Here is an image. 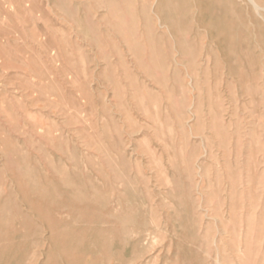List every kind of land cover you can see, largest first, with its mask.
Instances as JSON below:
<instances>
[{"label": "rangeland", "instance_id": "374dc122", "mask_svg": "<svg viewBox=\"0 0 264 264\" xmlns=\"http://www.w3.org/2000/svg\"><path fill=\"white\" fill-rule=\"evenodd\" d=\"M254 1L0 0V264H264Z\"/></svg>", "mask_w": 264, "mask_h": 264}, {"label": "bare ground", "instance_id": "6f19581e", "mask_svg": "<svg viewBox=\"0 0 264 264\" xmlns=\"http://www.w3.org/2000/svg\"><path fill=\"white\" fill-rule=\"evenodd\" d=\"M227 1H228V0H227ZM233 1H234V0H233ZM250 1L253 3V5L255 4V6H258L257 2H255L254 0H250ZM231 2H232V0H230V3H231ZM247 2H248V1H247ZM229 5H230V4H229ZM251 5H252V4H251ZM255 6H254V7H255ZM230 7H231V6H230ZM246 7H247V6H246ZM154 8H155V7H154ZM160 8H161V7H160ZM197 9H198V8H197ZM230 9H232V7H231ZM255 9H256V7H255ZM262 9L264 10V8H262ZM259 10H260V8H259ZM259 10H257V11H259ZM234 13H235V11H234ZM254 13H255V12H254ZM259 13H260V12H259ZM259 13H258V14H259ZM235 15H236V13H235ZM260 15H261V14H260ZM260 15H259V16H260ZM261 17L263 18V16H261ZM261 21H262V20H261ZM251 24H252V23H251ZM262 24H263V23H262ZM263 25H264V24H263ZM257 27H260V26H257ZM260 28H261V27H260ZM262 28H263V26H262ZM262 30H263V29H262ZM263 31H264V30H263ZM255 56H256V55H255ZM205 60H206V59H205ZM21 186H22V185H21ZM83 197H84V196H83ZM25 198H26V197H25ZM78 198H79V196H78ZM2 199H3V198H2ZM7 200H9V199H7ZM75 200H77V198H75ZM5 201H6V200H4V202H5ZM12 201H13V200H12ZM81 201H82V200H81ZM6 202H7V201H6ZM10 202H11V201H10ZM23 202H24V201H23ZM24 203H25V202H24ZM64 203H65V201H64ZM8 204H9V203H8ZM30 204H31V203H30ZM69 204H70V202H69ZM28 205H29V204H28ZM67 205H68V204H67ZM67 205H66V206H67ZM29 206H30V205H29ZM29 206H28V207H29ZM1 207H2V206H1ZM1 207H0V208H1ZM6 207H7V206H6ZM12 207H13V206H12ZM34 207L36 208L37 206L34 205ZM74 207H75V206H74ZM35 208H34V209H35ZM38 208H39V207H38ZM38 208H37V209H38ZM1 209H3V207H2ZM13 209H14V208H13ZM31 209H32V208H31ZM15 210H16V209H15ZM18 210H19V209H18ZM35 210H36V209H35ZM12 211H13V210H12ZM20 211H21V210H20ZM10 212H11V211H10ZM14 212H15V211H14ZM49 212H50V211H49ZM53 212H54V211H53ZM58 212H60V211H58ZM18 213H19V212H18ZM47 213H48V212H47ZM47 213H46V214H47ZM61 213H62V212H61ZM3 214H4V213H3ZM3 214H1V215H3ZM35 214H36V213H35ZM49 214H50V213H49ZM52 214H53V213H52ZM59 214H60V213H59ZM47 215H48V214H47ZM55 215H56V214H55ZM60 215H61V214H60ZM21 216H22V214H21ZM61 216H62V215H61ZM5 217H6V216H5ZM48 217H49V216H48ZM56 217H58V216H56ZM56 217H55V218H56ZM64 217H65V216H64ZM79 217H80V216H79ZM8 218H9V217H8ZM75 218H76V217H75ZM3 219H4V218H3ZM20 219H22V217H21ZM44 219H46V218L44 217ZM57 219H58V218H57ZM59 219H60V218H59ZM9 220H11V219H9ZM68 220H69V219H68ZM73 220H74V219H73ZM78 220H79V219H78ZM17 221H18V219H17ZM29 221H30V220H29ZM50 221H52V220H50ZM58 221H59V220H58ZM58 221H57L56 223H58ZM5 222H6V221H5ZM5 222H4V223H5ZM18 222H19V221H18ZM23 222H24V221H23ZM23 222H22V223H23ZM53 222L55 223V221H53ZM8 223H9V222H8ZM8 223H6V224L8 225ZM29 223H30V222H29ZM31 223H32V222H31ZM101 223L103 224V221H102ZM2 224H3V223H2ZM25 224H26V222H25ZM27 224H28V223H27ZM27 224H26V225H27ZM51 224H52V223H51ZM78 224H79V223H78ZM104 224H105V223H104ZM15 225H16V224H15ZM55 225H56V224H55ZM23 226H24V225H23ZM30 226H31V225H30ZM30 226H29V227H30ZM47 226H48V225H47ZM52 226H53V224H52ZM60 226H61V225H60ZM60 226H59V227H60ZM64 226H66V225H64ZM1 227H2V226H1ZM3 227H5V225H4ZM11 227H12V226H11ZM26 227H28V226H26ZM32 227H34V226H32ZM32 227H31V228H32ZM49 227H50V226H49ZM55 227H56V226H55ZM66 227H67V226H66ZM12 228H13V227H12ZM12 228H11V229H12ZM15 228H16V227H15ZM21 228H23V227H21ZM99 228H100V227H99ZM0 229H1V228H0ZM4 229H5V228H4ZM9 229H10V228H9ZM9 229H7V230H9ZM19 229H20V228H19ZM27 229H28V228H27ZM27 229H26V230H27ZM35 229H37V228H35ZM46 229H47V228H46ZM48 229H49V228H48ZM59 229H60V228H57V231H58ZM100 229H101V228H100ZM100 229H99V230H100ZM104 229H105V228H104ZM5 230H6V229H5ZM5 230H4V231H5ZM14 230H15V229H14ZM23 230H25V229H23ZM32 230H33V228H32ZM49 230H50V229H49ZM95 230H96V229H95ZM95 230H94V231H95ZM101 230H102V229H101ZM11 231H12V230H11ZM17 231H18V230H17ZM21 231H22V230H21ZM54 231H55V228H54ZM61 231H62V229H61ZM61 231H60V233H61ZM94 231H93V232H94ZM104 231H106V230H104ZM109 231H110V230H109ZM113 231H114V230H113ZM0 232H1V230H0ZM12 232H13V231H12ZM15 232H16V231H15ZM19 232H20V231H19ZM22 232H23V231H22ZM50 232H51V231H50ZM69 232H72V231H69ZM96 232H97V231H96ZM96 232H95V233H96ZM28 233H29V232H28ZM37 233H38V232H37ZM56 233H57V232H56ZM64 233H65V232H64ZM95 233H94V234H95ZM103 233H104V232H103ZM10 234H11V232H10ZM65 234H68V233H65ZM65 234H64V235H65ZM2 235H3V232H2ZM2 235H1V236H2ZM22 235H23V234H22ZM32 235H33V234H32ZM60 235H61V234H60ZM62 235H63V234H62ZM74 235H75V234H74ZM79 235H80V234H79ZM14 236H15V235H14ZM23 236H24V235H23ZM34 236H35V234H34ZM58 236H59V234H58ZM65 236H66V235H65ZM65 236H64V238H65ZM75 236H77V235H75ZM80 236H81V235H80ZM105 236H106V235H105ZM32 237H33V236H32ZM32 237H31V238H32ZM48 237H49V236H48ZM50 237H51V236H50ZM78 237H79V236H78ZM81 237H82V236H81ZM84 237H85V236H84ZM96 237H97V235H96ZM20 238H21V236H20ZM31 238H30V239H31ZM57 238L59 239V237H57ZM60 238H61V236H60ZM71 238H72V237H71ZM76 238H77V237H76ZM7 239H8V238H7ZM18 239H19V238H18ZM21 239H22V238H21ZM21 239H20V240H21ZM26 239H27V238H26ZM41 239H43V237H42ZM69 239H70V238H69ZM74 239H75V238H74ZM104 239H105V237H104ZM104 239H102V240H104ZM0 240H1V239H0ZM23 240H24V239H23ZM71 240H72V239H71ZM75 240H77V239H75ZM100 240H101V239H100ZM102 240H101V241H102ZM13 241H14V240H13ZM16 241H17V240H16ZM31 241H32V239H31ZM31 241H29V242H31ZM51 241H52V239H51ZM73 241H74V240H72L71 244H73ZM17 242H18V241H17ZM17 242L15 243L16 245H17ZM29 242H28V243H29ZM67 242H68V240H67ZM32 243H33V242H32ZM56 243H57V242H56ZM64 243H65V242H64ZM103 243H104V242H103ZM103 243H102V245H103ZM36 244H37V243H35L34 245H36ZM40 244H41V243H40ZM48 244H49V243H48ZM106 244H107V243H106ZM5 245H6V244H5ZM30 245H31V244H30ZM37 245H38V244H37ZM63 245H66V243H65V244H62V246H63ZM74 245H75V244H74ZM104 245H105V244H104ZM13 246H14V245H13ZM13 246H12V247H13ZM38 246H39V245H38ZM50 246H51V245H50ZM59 246H60V245H59ZM22 247H23V246H22ZM24 247H25V246H24ZM29 247H30V246H29ZM68 247H69V246H68ZM68 247H67V248H68ZM0 248H1V247H0ZM16 248H19V249H20L21 247L19 246V247H16ZM16 248H15V249H16ZM51 248H52V247H51ZM61 248H62V247H61ZM69 248H70V247H69ZM12 249H14V248H12ZM21 249H23V248H21ZM32 249H33V248H32ZM35 249H36V248H35ZM37 249H38V248H37ZM53 249H54V248H53ZM53 249H52V250H53ZM112 249H113V248H112ZM3 250H4V249H3ZM10 250H11V249H10ZM62 250H64V249L62 248ZM75 250H76V249H75ZM80 250H82V249H79V251H80ZM84 250H85V249H84ZM8 251H9V250H8ZM19 251H20V250H19ZM29 251H30V250H29ZM32 251H33V250H32ZM36 251H37V250H36ZM49 251H50V250H49ZM56 251H57V250H56ZM82 251H83V250H82ZM82 251H80L79 253H83ZM20 252H22V251H20ZM20 252H19V253H20ZM23 252H24V251H23ZM25 252H26V251H25ZM76 252H77V251H76ZM3 253H4V251H3ZM56 253H58V252H56ZM56 253H55V254H56ZM64 253H67V250H66V252H64ZM74 253H75V252H74ZM23 254H24V253H23ZM36 254H37V253H35V255H36ZM44 254H46V253H44ZM47 254H48V253H47ZM67 254H68V253H67ZM1 255H2V254H1ZM1 255H0V256H1ZM8 255H9V257L12 256V255L10 256V253H9ZM40 255H41V254H40ZM65 255H66V254H65ZM71 255H72V254H71ZM71 255H70V256H71ZM73 255H74V254H73ZM102 255H103V253H102ZM19 256H20V255H19ZM21 256H23V258H24V255H21ZM37 256H38V254H37ZM49 256H50V255H49ZM85 256H86V255H85ZM107 256H108V255H107ZM2 257H5V254H4V256H2ZM2 257H0V258H2ZM6 257H7V256H6ZM16 257H17V255L14 256L13 258L16 259ZM26 257H27V256H26ZM29 257H30V256H29ZM35 257H36V256H35ZM38 257H39V256H38ZM38 257H37V258H38ZM50 257H51V256H50ZM52 257H54V256H52ZM52 257H51V258H52ZM67 257H69V255H68ZM73 257H74V256H73ZM75 257H76V256H75ZM81 257H82V256H80V258H81ZM17 258H18V257H17ZM37 258H36V259H37ZM51 258H49V259H51ZM64 258H65V257H64ZM2 259L4 260V258H2ZM2 259H1V260H2ZM8 259H10V258H6L5 260H8ZM11 259H12V258H11ZM15 259H12V261L15 260ZM19 259H20V258H19ZM19 259H16V260H19ZM38 259H39V258H38ZM49 259H48V260H49ZM54 259H55V258H54ZM54 259H52L51 263L53 262ZM65 259H66V258H65ZM68 259H69V258H68ZM74 259H75V258H74ZM76 259H77V258H76ZM83 259H84V258H83ZM99 259H100V258H99ZM5 260H4V261H5ZM22 260H23V259H22ZM44 260H45V259H44ZM55 260H56V259H55ZM55 260H54V263H55ZM61 260H62V259H61ZM79 260H80V259H79ZM81 260H82V259H81ZM4 261H3V263L6 264ZM28 261H30V260H28ZM34 261H35V260H34ZM38 261H39V260H38ZM56 261H57V260H56ZM66 261H67V260H66ZM70 261H71V259H70ZM7 262H10V261H7ZM21 262H22V261H21ZM47 262H48V261H47ZM57 262H59V260H58ZM60 262H61V261H60ZM67 262H68V261H67ZM71 262H72V261H71ZM96 262H97V261H96ZM3 263H2V264H3ZM11 263H12V262H11ZM27 263H28V262H27ZM29 263H30V262H29ZM34 263H35V262H34ZM34 263H32V264H34ZM41 263H42V262H41ZM44 263L46 264V262H44ZM49 263H50V262H49ZM51 263H50V264H51ZM79 263H80V262H79ZM7 264H8V263H7ZM12 264H13V263H12ZM18 264H19V263H18ZM20 264H26V263H20ZM37 264H38V263H37ZM39 264H40V262H39ZM55 264H56V263H55ZM69 264H70V263H69ZM73 264H74V263H73Z\"/></svg>", "mask_w": 264, "mask_h": 264}]
</instances>
